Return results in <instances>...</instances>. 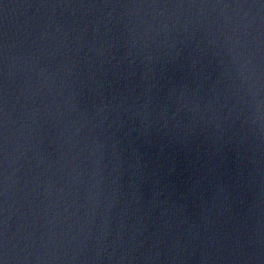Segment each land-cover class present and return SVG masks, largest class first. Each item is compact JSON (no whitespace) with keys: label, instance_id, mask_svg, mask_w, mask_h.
I'll list each match as a JSON object with an SVG mask.
<instances>
[{"label":"water","instance_id":"water-1","mask_svg":"<svg viewBox=\"0 0 264 264\" xmlns=\"http://www.w3.org/2000/svg\"><path fill=\"white\" fill-rule=\"evenodd\" d=\"M0 264H264V0H0Z\"/></svg>","mask_w":264,"mask_h":264}]
</instances>
